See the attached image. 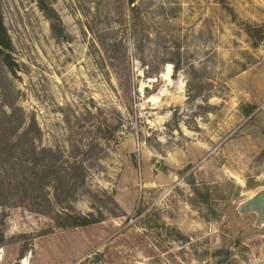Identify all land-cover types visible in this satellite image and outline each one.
I'll use <instances>...</instances> for the list:
<instances>
[{
    "label": "rangeland",
    "instance_id": "374dc122",
    "mask_svg": "<svg viewBox=\"0 0 264 264\" xmlns=\"http://www.w3.org/2000/svg\"><path fill=\"white\" fill-rule=\"evenodd\" d=\"M46 2L0 0V264H264V0Z\"/></svg>",
    "mask_w": 264,
    "mask_h": 264
},
{
    "label": "trees",
    "instance_id": "16d2710c",
    "mask_svg": "<svg viewBox=\"0 0 264 264\" xmlns=\"http://www.w3.org/2000/svg\"><path fill=\"white\" fill-rule=\"evenodd\" d=\"M38 6L40 9H42L45 14L52 20L53 24L51 25V28L55 34H61L63 31V27L61 25V20L58 16V14L54 11V9L46 2V0H37ZM245 31L252 37L256 38V35L259 34V28L254 27L250 24H245L244 26ZM12 43L10 36L7 32V29L3 22V16L1 12L0 7V59L4 66L7 68V70L11 73H15V70L17 68V62L14 60L12 56ZM249 108L245 110V114H248L251 112V110L254 108L253 106H248ZM12 114V113H11ZM6 115L9 118H12V115ZM17 126H14V128ZM25 133H23L24 135ZM18 146V143H10L6 142L3 144H0V156L2 155H8L9 152H12V148L15 146ZM20 147H23L20 145ZM39 152L42 154V157H46V155H49V159H51L48 164L44 165L46 168L45 170H51L54 173V181H55V187L63 186L67 192L74 191L77 184V180L81 178V174H79V168L76 171V168L74 166H70L71 172H67L65 168H63V165L57 164V155L55 153V150L51 147H43L39 150ZM38 152V155L36 157L40 156V153ZM35 157V158H36ZM198 188H195V191ZM74 222L71 225L74 226H82L87 225L89 223H93L96 220L88 218V215H74ZM226 253L224 256H222L219 260H217L216 264H222L225 258L228 257L229 251H225Z\"/></svg>",
    "mask_w": 264,
    "mask_h": 264
},
{
    "label": "water",
    "instance_id": "95a60500",
    "mask_svg": "<svg viewBox=\"0 0 264 264\" xmlns=\"http://www.w3.org/2000/svg\"><path fill=\"white\" fill-rule=\"evenodd\" d=\"M249 204L259 208L261 218L264 220V191L261 192L258 196H256L253 200H251Z\"/></svg>",
    "mask_w": 264,
    "mask_h": 264
}]
</instances>
